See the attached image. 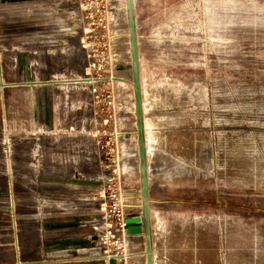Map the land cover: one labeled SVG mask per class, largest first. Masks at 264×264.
Instances as JSON below:
<instances>
[{
  "label": "rangeland",
  "instance_id": "1",
  "mask_svg": "<svg viewBox=\"0 0 264 264\" xmlns=\"http://www.w3.org/2000/svg\"><path fill=\"white\" fill-rule=\"evenodd\" d=\"M133 11L153 264H264V0ZM116 13L0 0V264H145L144 235L123 230L142 201ZM119 253L131 262L99 258Z\"/></svg>",
  "mask_w": 264,
  "mask_h": 264
},
{
  "label": "water",
  "instance_id": "2",
  "mask_svg": "<svg viewBox=\"0 0 264 264\" xmlns=\"http://www.w3.org/2000/svg\"><path fill=\"white\" fill-rule=\"evenodd\" d=\"M127 11V30L130 34V55H131V74L132 89L135 101V117L137 127V146L139 157V173H140V192L142 201V216H133L125 219V230L130 235H144L145 237V264H153L152 235H151V217L148 193V168L145 151V132L141 95V78L139 52L136 36V22L133 11V0H125ZM4 85L0 83V87Z\"/></svg>",
  "mask_w": 264,
  "mask_h": 264
},
{
  "label": "bare ground",
  "instance_id": "3",
  "mask_svg": "<svg viewBox=\"0 0 264 264\" xmlns=\"http://www.w3.org/2000/svg\"><path fill=\"white\" fill-rule=\"evenodd\" d=\"M117 2V9H118V12L119 13H116L115 15H113L111 17V22H113V24H118V23H122L124 28H125V36H126V40L128 41L127 39V31H126V28H127V22H126V7H125V4H124V0H116ZM126 23V25H125ZM116 27V26H115ZM116 31V30H115ZM118 59H121L122 61L126 62V64L129 66L130 68V56H129V52H128V44H126L125 46V50H123V52H121L120 54H118ZM111 79H115V77H113L112 75L109 76V80L108 82H112ZM74 80V79H72ZM76 80H84V81H88V83H94V82H104L106 81L105 80V77H100V78H91V77H88V78H77ZM65 81V80H63ZM114 83V82H113ZM134 151H133V155L135 153V157H136V160H137V146H136V143H134V147H133ZM146 150H147V156H148V159H150V156L152 154V147L150 146V143L149 141L147 142L146 144ZM67 168V167H66ZM134 168L137 170V164H135ZM68 170V169H67ZM68 173V172H67ZM64 174V173H63ZM53 176V175H52ZM137 189V188H136ZM137 191V190H136ZM136 194L139 195V192L137 191ZM132 203V202H131ZM136 206V204H135ZM134 206V207H135ZM138 206V215H140L141 213V202L139 203ZM137 208V207H136ZM127 219V218H126ZM125 221V220H124ZM123 230H125V224L123 222ZM135 236H138V235H132V237H135ZM96 250H89V252H94ZM89 253V254H90ZM93 255H97L96 252L93 253ZM144 257V261H145V255L143 253L142 255ZM93 257V256H92ZM99 256H97L98 258ZM132 255L130 254H123V253H119V254H116V255H104V256H100L99 258H101V260H103L104 262L108 263L110 259H113L114 261H120V260H128L129 259V262H131L130 259H132Z\"/></svg>",
  "mask_w": 264,
  "mask_h": 264
}]
</instances>
